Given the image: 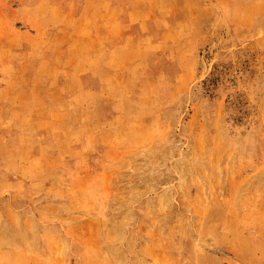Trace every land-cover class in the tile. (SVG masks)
<instances>
[{
	"label": "rangeland",
	"instance_id": "1",
	"mask_svg": "<svg viewBox=\"0 0 264 264\" xmlns=\"http://www.w3.org/2000/svg\"><path fill=\"white\" fill-rule=\"evenodd\" d=\"M0 264H264V0H0Z\"/></svg>",
	"mask_w": 264,
	"mask_h": 264
}]
</instances>
